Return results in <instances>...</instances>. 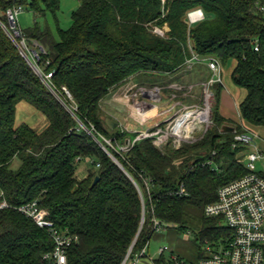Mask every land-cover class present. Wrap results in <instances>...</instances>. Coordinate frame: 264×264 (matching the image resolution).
I'll use <instances>...</instances> for the list:
<instances>
[{
	"label": "trees",
	"instance_id": "1",
	"mask_svg": "<svg viewBox=\"0 0 264 264\" xmlns=\"http://www.w3.org/2000/svg\"><path fill=\"white\" fill-rule=\"evenodd\" d=\"M60 5L0 0V189L6 201L14 207L37 201L58 229L78 237L68 264H122L133 245L139 253L150 242L154 219L185 230L190 219L200 218L201 241L214 250L226 246L231 231L204 210L217 201L219 188L247 169L239 162L244 148L233 149L235 133L245 130L219 112L224 86L212 88L210 128L180 148L172 140L162 148L153 138L134 142L138 133L132 137L113 119L107 102L132 78L153 77L151 87H163L170 76L188 72L191 46L223 66L235 62L232 81L246 90L240 118L264 128V0H80L71 27H57V37L37 22L18 28L19 37L10 27L9 10L57 20ZM196 8L205 19L189 28L187 14ZM156 27L168 31L160 36ZM23 101L47 118L46 129L16 126ZM15 159L18 169L12 168ZM83 164L87 173L80 178ZM53 247L49 233L31 219L14 209L0 211V264H49L44 256Z\"/></svg>",
	"mask_w": 264,
	"mask_h": 264
},
{
	"label": "built area",
	"instance_id": "2",
	"mask_svg": "<svg viewBox=\"0 0 264 264\" xmlns=\"http://www.w3.org/2000/svg\"><path fill=\"white\" fill-rule=\"evenodd\" d=\"M22 11V8L9 10L7 13L9 22L14 23L16 26L18 16ZM259 11L264 15V7H261ZM204 19L203 10L196 8L188 12L185 22L191 28L204 21ZM154 32L160 36L165 35V32H162L158 27L154 29ZM190 51L191 57L185 62V70L191 71L196 65L203 63L210 72V77L207 83L204 84V106L195 105L183 109L175 117L168 120L166 128L160 125L155 131L149 130L138 133V137L134 142L153 138L154 144L162 148L170 140H172L173 145V137H176L178 139L174 141L173 146L180 148L183 143H186V134L198 130V126L202 124L206 125V129L211 124L210 103L208 104V102L209 98L214 96L211 92L213 86L223 85V65L216 57L199 56L191 46ZM255 51H259L257 44ZM51 76L49 75L48 78H51ZM139 90L142 93H151L157 98L161 92L160 88L153 89V91ZM65 92L71 99L70 92L66 89ZM206 110H209L207 120H194V116L189 119V121L194 122L193 130L188 132L185 125L179 126L181 118L188 112L199 113ZM262 143H264V140L253 131L245 130L242 133H235L233 149L242 147L247 150L244 155L245 158L239 160L240 163L246 166L247 174L219 188L217 201L207 205L204 210L206 218L221 220L223 226L231 231L232 236L226 246H221L216 250L209 246L207 250L211 252V256L201 259L197 264H264V175L258 170V163L264 160ZM180 194H183V191ZM5 209L17 210L23 216L31 219L39 228L49 233L54 247L51 253L44 256L47 263L68 264L69 249L78 244V237L58 229L50 218V212L47 209L40 206L37 201L14 207L6 201L4 192L0 189V211ZM153 221L155 232L165 227L157 220L154 219ZM149 243L139 253L133 252V245L122 264H139L141 258L147 257ZM165 252L166 249L160 250L159 255L161 258ZM151 261L154 264H187L176 257L169 261L151 258Z\"/></svg>",
	"mask_w": 264,
	"mask_h": 264
},
{
	"label": "rangeland",
	"instance_id": "3",
	"mask_svg": "<svg viewBox=\"0 0 264 264\" xmlns=\"http://www.w3.org/2000/svg\"><path fill=\"white\" fill-rule=\"evenodd\" d=\"M60 7L61 8L57 15V20L49 13L46 14L45 16L35 17L34 13L31 10L24 9V11H22L18 16L16 23L18 27L16 25L14 28L15 30H17V32H19V30H25L28 29L29 27H32L35 24V22H37V24L42 29L45 28L50 29L53 35L57 37L58 36L57 27H61L62 29H69L71 27L72 25L71 16L74 11L79 9L80 0H61ZM35 18H37V20ZM160 30L162 32H166L168 28L165 27L164 29H160ZM22 45L23 48L26 47L24 46L25 45L24 41H22ZM234 66H235V62H231L229 65L223 66L224 92L221 95L219 112L220 114L222 112L225 113L227 112L230 118L232 117V119L237 120L238 107L241 101L243 100V97L246 95V90L241 89L234 85L231 78V74ZM178 76L179 78H182V82L185 83H189L193 79L192 77L188 78V75H186L185 73H182L181 75ZM207 77L208 74L206 75V78ZM194 79H199V78H194ZM151 80H153V77L138 76L132 78L126 84L118 88L116 92H114L110 96V100L107 102L108 111L113 112L116 116L115 118L113 117V119L115 120L117 119L118 121H120L124 128L134 129L136 131V132L129 131L132 133L131 134L132 137L135 136V133L137 134L143 131H149L150 129H153L157 124H160L161 126H163V128H166L167 125L166 123L168 122V120L172 119L180 111H182V108L180 107H177V109L172 108L171 110L161 114L157 118L155 117L152 119H149V117L153 116L150 111L149 112L143 111L142 113L145 112L144 114L139 113L141 107H145L143 104L141 105L139 104L141 102L140 100L144 99L143 96L141 95L142 91H140L139 89L142 88L143 86L144 87L146 86L148 90L153 91L154 88L151 87L152 86ZM194 93L198 97L196 98L195 95L191 96L187 101L189 103L195 102L196 104L204 106L205 103L204 90H202L201 87H196ZM148 96L151 97L153 100L157 98L156 96L151 95V93H149ZM208 103H210V109L213 115V108L216 105L214 96L209 98ZM135 105L137 106L135 107ZM166 105L167 103L160 102L158 104V107L159 109L163 110L167 107ZM206 111L199 113L189 112L187 115L190 116L191 114H194L195 118H199ZM136 112H138L137 115ZM21 124H28L38 131H43L48 126V120L34 106L23 101L17 105V112H16V126H19ZM198 127H199L198 130L186 134L185 137L186 142H193L197 140L199 136H201L202 133L205 132L206 129L205 124H202ZM136 139L137 138H135V140ZM176 139L178 138L173 137L174 141ZM174 141H173V145H174ZM19 166H20L19 159H15L12 164V168L18 169ZM86 173H87V165L83 164L79 168L78 176L80 178H84L86 176ZM201 229H202V219L192 218L186 224L185 230H181L173 226H165L160 231L154 232L151 236V240L149 243L147 257L141 258L139 264H154L151 261V258H155L156 260L162 259L169 261L174 257L186 262L187 264H197L201 259L211 256V252L207 250L209 245H205L201 241V237L199 235ZM161 249H166V252L162 258L159 255Z\"/></svg>",
	"mask_w": 264,
	"mask_h": 264
},
{
	"label": "crops",
	"instance_id": "4",
	"mask_svg": "<svg viewBox=\"0 0 264 264\" xmlns=\"http://www.w3.org/2000/svg\"><path fill=\"white\" fill-rule=\"evenodd\" d=\"M185 74L188 75V78L192 77L193 79L194 78H199V79H194L195 81L192 79L191 82L185 83V82H182V78H179L178 75H181L180 73L170 76L169 77L170 83L168 85L163 86V87L156 85L155 87H153L154 89L160 88V91H161L160 96L157 99L153 100L151 97L148 96L149 95L148 93H141V95L143 96L144 99L140 100L141 102L139 104L140 105L143 104L145 107H141L140 112L142 113L143 111H145V112L150 111L153 116L149 117V119H152L155 117L157 118L158 116H160L161 114L171 110L172 108L177 109V107H180L183 110L185 108H190V107H193L195 105H199V104H196L195 102L189 103L187 100L191 96H194V95L196 96V94L194 93L196 87H201V89L204 90V84L207 83V81H208V80L206 81L204 79V77L206 78V75L208 74L207 78H209L210 72L207 69L206 65L202 63L200 65H196L191 71L185 72ZM140 89L148 90L146 86L145 87L143 86ZM223 92H224V88H223ZM197 97L198 96H196V98ZM245 97H246V95L243 97V100ZM160 102L167 103V105H166L167 107L163 110L159 109L158 104ZM240 104H239V106H240ZM136 106L137 105H135V107ZM138 111H139V109H138ZM144 113H142V114H144ZM221 115L224 118L233 121L234 123H239L244 128V130H249V131H253V132L257 133L264 140V128L252 127L249 124L243 122L240 118L239 107H238L237 120L232 119V117L230 118L229 115L227 114V112L226 113L222 112ZM159 126H160V124H157L153 129H150V131H155L157 129V127H159ZM226 127L232 128L230 126H226ZM226 127H224V128H226ZM128 130L136 132L134 129H128ZM224 130L228 131L226 129H224ZM262 144H263L262 147L264 149V143H262ZM246 152H247V150H243L242 158L244 157ZM258 164H259L258 170L264 175V160Z\"/></svg>",
	"mask_w": 264,
	"mask_h": 264
},
{
	"label": "water",
	"instance_id": "5",
	"mask_svg": "<svg viewBox=\"0 0 264 264\" xmlns=\"http://www.w3.org/2000/svg\"><path fill=\"white\" fill-rule=\"evenodd\" d=\"M10 27H11V29L12 30H15V24L14 23H12V22H10ZM6 31H7V29H6ZM8 32V31H7ZM16 33V36L17 37H19V32H15ZM10 34V33H9ZM10 36H11V34H10ZM12 37V36H11ZM12 39L14 40V38L12 37ZM18 45V44H17ZM18 47L20 48V50H21V52H22V54H23V56L28 60V62L30 63V65L32 66V68L39 74V71L37 70V68H36V66L32 63V61L27 57V55L24 53V51H23V49L18 45ZM34 55H37V52H34ZM45 84H47L46 82H45ZM210 117H211V119H212V111H211V109H210ZM106 122H107V124L111 127V128H114V127H116L117 126V123L116 122H114V121H112V120H110V119H107L106 120ZM211 125V124H210ZM210 125L208 126V128L206 129V131L210 128ZM224 129H226V130H228L229 132L230 131H233V128H228V127H226V128H224ZM90 133V132H89ZM99 180H100V178L99 177H96L95 178V180H94V182H93V185H92V187H94L98 182H99ZM143 222H144V218H143Z\"/></svg>",
	"mask_w": 264,
	"mask_h": 264
},
{
	"label": "bare ground",
	"instance_id": "6",
	"mask_svg": "<svg viewBox=\"0 0 264 264\" xmlns=\"http://www.w3.org/2000/svg\"><path fill=\"white\" fill-rule=\"evenodd\" d=\"M209 104V103H208ZM209 106V105H208ZM141 111V110H140ZM141 113V112H139ZM189 113V112H188ZM187 113V114H188ZM138 114V112H136V115ZM187 114H185L181 120H180V124L179 126H182V125H185L187 131H191L193 130L194 128V122L193 121H189V119L195 118V115L194 114H191L190 116H188ZM188 116V117H187ZM202 117V118H200ZM199 118H195L194 120H199V121H204V120H207V118L209 117V110H207L205 113H203Z\"/></svg>",
	"mask_w": 264,
	"mask_h": 264
}]
</instances>
